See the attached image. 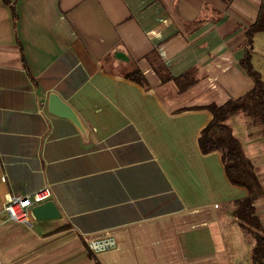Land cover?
<instances>
[{
    "label": "crops",
    "instance_id": "0c3cea01",
    "mask_svg": "<svg viewBox=\"0 0 264 264\" xmlns=\"http://www.w3.org/2000/svg\"><path fill=\"white\" fill-rule=\"evenodd\" d=\"M262 3L0 0L4 264H251L255 239L234 212L248 191L199 137L208 106L254 86L241 59ZM251 62L264 81V32ZM50 94L79 124L49 111ZM228 124L264 191L261 125L242 111ZM46 184L59 217L7 219L10 194ZM253 206L264 234V196Z\"/></svg>",
    "mask_w": 264,
    "mask_h": 264
},
{
    "label": "trees",
    "instance_id": "16d2710c",
    "mask_svg": "<svg viewBox=\"0 0 264 264\" xmlns=\"http://www.w3.org/2000/svg\"><path fill=\"white\" fill-rule=\"evenodd\" d=\"M261 32H264V3L261 4L254 23L246 30L245 52L241 59V65L254 81V86L240 98L230 99L219 106H208L213 117L199 137L201 151L205 154L218 151L221 154L229 181L248 191L246 197L234 201V212L241 226L255 239L250 253L251 264H264V234L253 206L257 199L264 196V191L252 162L245 155L240 141L235 137L228 124V120L241 111L246 112L256 118L264 133V81L261 73L254 69L251 62L253 37ZM139 75L138 71H133L128 75V78L139 80ZM171 78L170 74L163 75L162 81ZM175 81L179 84L180 92H182L195 83V78L192 72L188 71L175 78Z\"/></svg>",
    "mask_w": 264,
    "mask_h": 264
},
{
    "label": "built area",
    "instance_id": "2783aa9c",
    "mask_svg": "<svg viewBox=\"0 0 264 264\" xmlns=\"http://www.w3.org/2000/svg\"><path fill=\"white\" fill-rule=\"evenodd\" d=\"M52 195V188L49 184L29 194H10L2 208V212L7 216V219L12 222L27 223L30 218L31 209L49 201ZM215 206L218 207L217 204ZM0 264H4L1 259Z\"/></svg>",
    "mask_w": 264,
    "mask_h": 264
},
{
    "label": "water",
    "instance_id": "95a60500",
    "mask_svg": "<svg viewBox=\"0 0 264 264\" xmlns=\"http://www.w3.org/2000/svg\"><path fill=\"white\" fill-rule=\"evenodd\" d=\"M118 56L120 57L123 55L118 54ZM49 111L55 115L69 118L74 123L79 124L71 108L56 94H50L49 96ZM32 215L35 219L41 220L57 218L60 213L55 203L49 200L33 207Z\"/></svg>",
    "mask_w": 264,
    "mask_h": 264
},
{
    "label": "rangeland",
    "instance_id": "374dc122",
    "mask_svg": "<svg viewBox=\"0 0 264 264\" xmlns=\"http://www.w3.org/2000/svg\"><path fill=\"white\" fill-rule=\"evenodd\" d=\"M120 71H124L125 69L124 68H119Z\"/></svg>",
    "mask_w": 264,
    "mask_h": 264
}]
</instances>
